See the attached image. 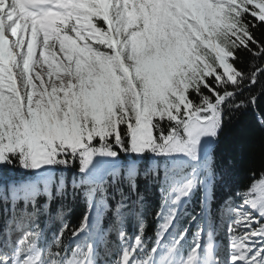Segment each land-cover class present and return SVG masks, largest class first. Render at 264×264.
<instances>
[{"label":"snow or ice","instance_id":"6c2138e0","mask_svg":"<svg viewBox=\"0 0 264 264\" xmlns=\"http://www.w3.org/2000/svg\"><path fill=\"white\" fill-rule=\"evenodd\" d=\"M258 26L264 0H0V264H101L106 210L139 224L110 264H264V178L213 203L225 110L264 75ZM141 177L162 193L151 237ZM69 189L87 210L49 243L39 218Z\"/></svg>","mask_w":264,"mask_h":264},{"label":"trees","instance_id":"16d2710c","mask_svg":"<svg viewBox=\"0 0 264 264\" xmlns=\"http://www.w3.org/2000/svg\"><path fill=\"white\" fill-rule=\"evenodd\" d=\"M253 35L258 41H264V26L254 28ZM236 56L235 66L247 71L254 58L243 49L239 50ZM256 63L259 65L264 63V60H257ZM249 92L257 97L255 105L249 103L247 107L238 110L231 112L225 110L224 126L215 150V167L218 174L224 173V181H218L213 189L214 204L224 201H230L234 205L241 203L243 192L252 183L264 178V75L258 76V82L245 91V97L249 96ZM192 99H196L195 94ZM141 167L143 168L144 165L142 164ZM67 178L71 179V173ZM138 191L143 197V219L146 226L144 234L146 237H151L154 236L155 213L162 200L160 185L141 177L138 180ZM199 197L200 194L197 193L184 206L186 213L190 214L198 208ZM115 203V199L108 201V204L113 207ZM58 210L63 212L62 219L56 215ZM86 210L85 199L80 195H74L71 189L66 196L54 199L49 216L42 215L38 221L45 231L48 242L51 243L52 237L59 234L58 230L62 224H67L68 230L63 233V240L68 243L71 230L79 226ZM182 223H186L183 218ZM2 226L3 221L0 219V227ZM97 227L109 234L107 237L108 251L105 252L103 247L100 249L102 264H110L113 258L112 253L119 247L117 234L120 227H123L129 236H134L139 231V224L132 215H125L122 223H117L113 212L107 210L101 213ZM219 237L217 233L215 237L217 241H220ZM191 238L190 232L189 240Z\"/></svg>","mask_w":264,"mask_h":264},{"label":"rangeland","instance_id":"374dc122","mask_svg":"<svg viewBox=\"0 0 264 264\" xmlns=\"http://www.w3.org/2000/svg\"><path fill=\"white\" fill-rule=\"evenodd\" d=\"M219 232H220L221 237H222L223 240H224V245H221V246H222V247H226V246H227L226 232H225L224 230H221V231H219ZM132 237H134V236H132ZM117 239H118V241H119L118 234H117Z\"/></svg>","mask_w":264,"mask_h":264}]
</instances>
